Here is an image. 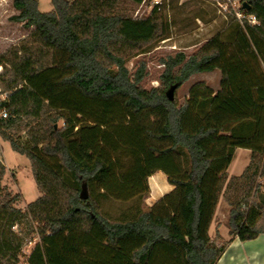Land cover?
Here are the masks:
<instances>
[{"label": "trees", "instance_id": "16d2710c", "mask_svg": "<svg viewBox=\"0 0 264 264\" xmlns=\"http://www.w3.org/2000/svg\"><path fill=\"white\" fill-rule=\"evenodd\" d=\"M144 1L52 0L42 12L37 0H11L9 19L33 29L0 53V138L28 159L40 196L14 207L21 195L2 185L0 161V264H19V223L38 237L27 264H216L229 243L208 234L220 196L230 237L264 233V0L241 1L254 23L232 14L226 35L163 58L150 88L145 62H127L168 24L157 6L133 17ZM213 70L218 90L197 81L181 103L166 97ZM238 147L249 162L228 177ZM157 171L173 189L144 208ZM105 200L127 205L111 214Z\"/></svg>", "mask_w": 264, "mask_h": 264}, {"label": "rangeland", "instance_id": "374dc122", "mask_svg": "<svg viewBox=\"0 0 264 264\" xmlns=\"http://www.w3.org/2000/svg\"><path fill=\"white\" fill-rule=\"evenodd\" d=\"M37 1L40 11L47 12L52 10V0ZM241 1L243 0H157L156 4L154 0H145L135 6L131 13L135 18L147 17L151 10L157 6V12L163 16L168 24V36L155 41L149 51L131 58L127 62L128 69L133 71L138 61L145 62L146 74L141 81L142 86L145 88L158 86L159 76L164 68L161 60L167 55H174L176 52H183L189 55L197 51L206 40L216 33L219 32L222 36L226 35L230 29V24L235 23L231 20L230 16L232 14L239 21L248 19L250 23L255 22L250 16L244 18L240 10ZM14 13L16 11L12 7L11 0H0V53L13 45L19 44L31 31L29 28L24 27L23 24H20V22L9 19ZM219 80L220 72L218 70L195 73L175 89L174 100L178 103L184 101L187 98L189 87L197 81L205 82L214 91L218 90ZM61 125L62 121H59L57 126ZM248 159L249 150L247 148H237L229 173L236 174L240 167L248 162ZM0 161L5 167L1 183L11 193H19L21 195V199L15 202L13 206L24 210L29 202L40 195V191L32 177L30 163L24 155L13 151L9 143L1 138ZM148 185L150 192L143 202L144 208L150 206L166 192V188L163 187L155 192L154 178L148 180ZM126 205V203L114 200H105L102 203V208L111 214H116ZM216 217V224L210 231L211 238H214L218 231L224 236L227 233L228 226L221 207L218 209ZM219 220L221 222L217 224ZM224 220L225 223H223ZM14 230L22 233L23 236L25 234V244L19 257V264H27L25 259L35 243L38 242V237L32 232L27 235V227L23 223L14 226ZM223 241H225V238Z\"/></svg>", "mask_w": 264, "mask_h": 264}, {"label": "crops", "instance_id": "0c3cea01", "mask_svg": "<svg viewBox=\"0 0 264 264\" xmlns=\"http://www.w3.org/2000/svg\"><path fill=\"white\" fill-rule=\"evenodd\" d=\"M20 24H23V23L20 22ZM28 28L30 30L33 29L32 26ZM236 149L237 148H235L234 150V154H235ZM249 158H250V150H249ZM233 159H234V155L226 170L228 177L240 175L249 162V159H248V162L244 164V166L240 167V169L238 170V172H236V174H231L229 173V168L232 165ZM151 178H154V185H156L155 192H157V190L161 187L166 188L165 193L173 189V186L167 182L166 175L163 172L161 171L155 172L150 177H148V180H150ZM220 207L223 209L224 217H225L226 224H227L229 205L222 199V197H220L218 200L215 212H214L213 219L211 221V224L208 230L209 236H210V231L212 227H214L216 224L215 220L217 218L216 217L217 212H218V209H220ZM225 220L223 223H225ZM219 222H221V220H219L217 224H219ZM220 226L218 227V230ZM217 233L219 234L220 240L223 241V239L225 238V241H229V243L226 249L224 250V252L222 253V255L220 256V258L217 260L216 264H264V233L259 234L256 238H253L250 240H244V241L239 240L237 237H230L228 235V227H227V233L225 234V236L222 233H220V231H218Z\"/></svg>", "mask_w": 264, "mask_h": 264}, {"label": "water", "instance_id": "95a60500", "mask_svg": "<svg viewBox=\"0 0 264 264\" xmlns=\"http://www.w3.org/2000/svg\"><path fill=\"white\" fill-rule=\"evenodd\" d=\"M242 7L248 9V8H249V4H247L246 2H243V3H242ZM176 88H177V84H172V85H170V86L167 88V90H166V92H165V95H166V97H167L169 100H173V99H174V91H175ZM82 197H83V198L86 197V193H85V191L83 192Z\"/></svg>", "mask_w": 264, "mask_h": 264}, {"label": "built area", "instance_id": "2783aa9c", "mask_svg": "<svg viewBox=\"0 0 264 264\" xmlns=\"http://www.w3.org/2000/svg\"><path fill=\"white\" fill-rule=\"evenodd\" d=\"M154 1H155V3L157 4V0H154ZM158 4H159V3H158ZM250 17H251V19L254 20V17H253V16L250 15ZM254 21H255V20H254ZM4 99H5V95L0 93V101H2V100H4ZM6 116H7V112H6L4 109H1V110H0V117L5 118Z\"/></svg>", "mask_w": 264, "mask_h": 264}]
</instances>
